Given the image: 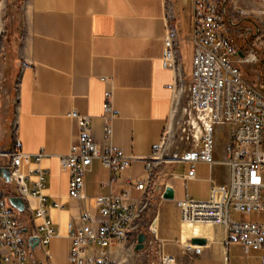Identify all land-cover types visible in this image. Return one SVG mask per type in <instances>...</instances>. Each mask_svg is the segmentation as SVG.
<instances>
[{
  "label": "crops",
  "instance_id": "1",
  "mask_svg": "<svg viewBox=\"0 0 264 264\" xmlns=\"http://www.w3.org/2000/svg\"><path fill=\"white\" fill-rule=\"evenodd\" d=\"M167 30L173 33L182 73L176 83L172 69L162 64ZM191 35V0H0V150L11 147L14 122L18 149L24 154L20 170L27 173L35 165L33 156L41 154L46 215L56 231L44 248L31 249L26 264H67L71 226L79 224L83 212L96 214L87 198L109 192L119 197L124 191L128 193L125 202L143 198L134 185L145 178L144 160L173 118L182 117L186 108L185 85L194 53ZM180 85L183 89L177 92ZM105 92L114 113L108 139L104 135L105 118L110 115L103 108ZM71 111L89 117L91 135L100 148L112 147L135 158L129 168L114 174L110 185L108 170L94 160L78 197L68 195V173L59 164L78 132L68 116ZM215 129L224 135L214 138V162H196L192 176L187 175L191 166L187 162L157 168L156 186L146 196L147 209L137 220L143 246L135 250L137 237L129 233L127 240L111 247L112 261L259 263L264 249L245 251L241 244L228 242L224 226H185L179 218L176 201L206 200L214 187L228 182L223 161L228 158L230 128L217 124ZM194 141L181 142L180 147L199 149ZM7 162L0 156V166ZM26 185L32 192V184L27 181ZM166 187L172 189V198L163 197ZM13 193V183L0 176V194L8 198ZM38 202L37 196L28 197L24 210H16L23 230L32 226L27 204L35 207ZM193 237L204 238L205 243L192 244Z\"/></svg>",
  "mask_w": 264,
  "mask_h": 264
},
{
  "label": "built area",
  "instance_id": "2",
  "mask_svg": "<svg viewBox=\"0 0 264 264\" xmlns=\"http://www.w3.org/2000/svg\"><path fill=\"white\" fill-rule=\"evenodd\" d=\"M191 3L194 53L190 80L185 85L187 104L178 121V139L168 127L144 160L145 178L134 185L143 198L125 202L126 191L119 197L109 192L105 196L87 198L96 208V214L83 212L79 224L71 226L67 264H116L109 258L111 247L127 240L129 233H133L136 240L137 220L147 209L146 196L156 186L157 168L164 163L187 162L191 165L187 175L192 176L196 162H214L217 124L230 128L228 158L223 161L228 168V182L214 187L206 200L186 197L176 201L179 218L188 224H220L226 229L228 242L241 244L245 251L264 249V221L237 218L264 212V83L246 82L233 61V57H237L253 62L256 56L252 49L244 56L240 49L243 46H238L233 38L240 20H244L239 18L241 11L234 0H191ZM258 30L257 26L244 28L241 39L248 47L247 38L257 41ZM162 64L172 69L174 83L182 80L170 30L164 38ZM1 84L0 72V89ZM182 89L180 85L176 91ZM107 97L108 92H105L103 108L110 112L105 118L106 139L111 135L110 121L114 114ZM68 116L75 121L78 132L68 153L59 158V164L68 173L69 196L78 197L83 189L84 175L94 160H99L108 170L107 184L110 185L114 174L129 168L135 158L112 147L100 148L91 135L89 117L76 111L69 112ZM15 127L12 122L11 147L0 150V156L8 160L4 165L9 169L7 182L14 185L13 195L22 197L25 202L28 197L37 196L39 202L35 207L27 204L32 213V226L23 230L18 212L0 194V264H26L31 249L44 248L56 232L46 215L48 203L42 192L45 168L39 166L41 154L33 156L35 165L27 173L20 170L24 154L18 149ZM194 140L198 141L199 149L180 147L181 142ZM27 181L32 184V192L28 191ZM30 239H37L33 248L34 240ZM258 264H264V255L260 256Z\"/></svg>",
  "mask_w": 264,
  "mask_h": 264
},
{
  "label": "rangeland",
  "instance_id": "3",
  "mask_svg": "<svg viewBox=\"0 0 264 264\" xmlns=\"http://www.w3.org/2000/svg\"><path fill=\"white\" fill-rule=\"evenodd\" d=\"M237 7L241 11L238 14L239 18L243 17L244 20H240L239 29L236 28L235 34H233V38L235 39L238 46H243L240 48L243 50V55L245 56L248 51L251 49L254 51L256 60L253 62H247L237 57H233V61L237 63L240 68L241 74L246 82L251 84L259 85L260 83H264V1L261 0H234ZM239 21V20H238ZM258 27V40L247 38V42L249 44L246 45L245 41L242 38V32L245 27ZM256 32V31H255ZM255 42V44H252ZM180 117H174L173 123L171 125V134L174 138L178 139V135L180 130L178 129V121ZM195 133H198V130H195ZM224 132H217L214 129V138L222 137ZM239 219L245 221H260L264 217L261 214L256 215L255 213L243 215L242 217H237ZM188 223L182 222V225H187ZM38 250V249H37ZM37 254H41L40 251H37Z\"/></svg>",
  "mask_w": 264,
  "mask_h": 264
},
{
  "label": "water",
  "instance_id": "4",
  "mask_svg": "<svg viewBox=\"0 0 264 264\" xmlns=\"http://www.w3.org/2000/svg\"><path fill=\"white\" fill-rule=\"evenodd\" d=\"M0 176L4 178V180L7 182L9 181V169L6 166H0ZM163 197L165 198H172L173 197V191L170 187H166L163 193ZM9 204L15 208L18 212H22L25 208V203L22 197L16 196V195H11L7 198ZM34 240L31 247L33 248L34 246L37 245V239H30ZM144 240V235L142 233L138 234L137 240H136V245H135V250H139L142 248ZM191 243L192 244H198L202 245L205 243V239L201 237H193L191 238Z\"/></svg>",
  "mask_w": 264,
  "mask_h": 264
},
{
  "label": "bare ground",
  "instance_id": "5",
  "mask_svg": "<svg viewBox=\"0 0 264 264\" xmlns=\"http://www.w3.org/2000/svg\"><path fill=\"white\" fill-rule=\"evenodd\" d=\"M1 67V66H0ZM40 166V165H39ZM69 195V194H68ZM205 224H207V223H191V224H187V226H195V225H205ZM63 227H65V223H64V226Z\"/></svg>",
  "mask_w": 264,
  "mask_h": 264
}]
</instances>
